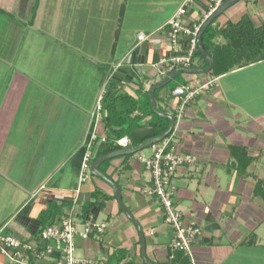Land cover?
<instances>
[{"label":"crops","instance_id":"crops-1","mask_svg":"<svg viewBox=\"0 0 264 264\" xmlns=\"http://www.w3.org/2000/svg\"><path fill=\"white\" fill-rule=\"evenodd\" d=\"M35 1L0 0L6 14L0 13V231L32 242L72 209L79 231L85 221L105 225L102 232L75 238L77 258L144 264L139 230L120 209L115 190L91 174V165L104 150L119 149L113 134L119 124L127 130L152 122L157 135L168 129L169 120L154 114L148 94L166 77L168 21L185 0H88L92 33L74 18L78 0H38L32 17ZM206 11L204 1L195 0L182 22L197 25ZM263 25L264 0H241L209 25L210 71L179 73L154 91L157 111L174 119L180 106L174 88L214 80L175 118L171 138L175 152L196 159L179 167L172 181L175 206L201 228L195 264H264V199L254 193L256 183H264V59L258 48H245L260 39ZM180 44L185 52L184 37ZM247 57L255 60L247 63ZM192 64L207 66L196 52ZM106 94L107 104L117 103L111 126L104 105L95 117ZM139 144L132 141L130 148ZM85 152L90 169L82 172ZM99 172L118 186L142 230L146 259L177 264L181 256L189 264L169 248L172 230L136 153L102 162ZM53 204V216L44 217ZM0 264L12 263L0 254Z\"/></svg>","mask_w":264,"mask_h":264},{"label":"built area","instance_id":"built-area-1","mask_svg":"<svg viewBox=\"0 0 264 264\" xmlns=\"http://www.w3.org/2000/svg\"><path fill=\"white\" fill-rule=\"evenodd\" d=\"M207 8L201 22L197 25L188 26L182 22L188 4L195 0H185L168 21L169 43L171 56L162 63H170L167 71H162L166 76L173 70L194 66L192 57L197 51V36L203 22L215 12V10L226 0H203ZM187 40V50L184 52L180 44V38ZM143 39L142 36L139 37ZM214 80L206 81L199 86H178L172 90V95L178 97L180 106L175 118L179 120L184 112L185 105L200 95L202 91L208 90ZM99 97L96 109V118H100L101 101ZM175 121L171 132L161 141L149 145L150 156L143 151L136 153L137 159L150 172L152 179V194L163 210L164 222L170 226L172 235L169 241L171 252H180L188 258L189 264H195L193 245L201 234L200 226L195 220L188 221L181 211L175 206L172 198V181L179 167L190 166L195 162V157L190 154L175 152L171 146V138L175 130ZM132 140L129 136L122 137L115 141L120 149L130 148ZM90 169V153L85 152L82 159L81 171ZM80 183L85 180L82 175ZM79 193V189L76 190ZM78 218L71 209L66 215L56 219L52 224L44 227L39 232L35 241L25 242L11 234H3L0 231V254L6 257L12 264H37L38 260L44 258L52 259V264H94L91 260L80 259L74 256L75 238L80 236L87 238L95 230L102 232L105 225H96L85 221L82 230L77 225ZM173 258V256H171Z\"/></svg>","mask_w":264,"mask_h":264},{"label":"water","instance_id":"water-1","mask_svg":"<svg viewBox=\"0 0 264 264\" xmlns=\"http://www.w3.org/2000/svg\"><path fill=\"white\" fill-rule=\"evenodd\" d=\"M240 1L241 0H226V1H224L215 10V12H213V14L211 16H209L203 22V24L199 30L198 36H197V51H198L199 55L206 62L207 66L205 69H200L196 66L175 69V70L171 71L164 79L157 82L156 84H154L150 88L148 95H149L151 108H152L154 114L160 118H163L165 120H169V122H170L169 127L166 130V132H164L161 135H157L155 124L152 122L144 124L142 126H139V127L135 128L130 134V138L133 142L140 143L138 146L132 147V148H125V149L116 150V151L111 152L107 155L101 156V157L97 158L91 165V174L95 177L101 178L102 180H104V182H106L108 185H110L115 190V195H116L120 209L129 218V220L136 225L137 229L139 230L140 237H141V249H142L141 255H142V259H143L144 264H151V263L146 259V256H145V243H144V236H143L142 230L140 229L139 225L133 220L132 216L127 212V210L123 206V203L121 200V194H120L118 186L115 185L112 182V180H110L105 175H103L101 172H99V166L102 162H104L108 159H111V158H114L117 156L135 154V153L147 148L149 145L161 141L163 138H165L171 132L173 125H174V119L172 116H169V115H166L162 112L157 111V109L155 108V103H154V91L157 89L165 87L171 80L175 79L179 73L205 74V73H208L210 71L211 59H210L209 54L204 50V46H203V42H202V35H203L204 31L206 30V28L211 23H213L215 21V19H217L227 9L231 8L232 6H234L235 4H237ZM119 106H120V104H118V107ZM145 139H147V140L144 141Z\"/></svg>","mask_w":264,"mask_h":264},{"label":"trees","instance_id":"trees-1","mask_svg":"<svg viewBox=\"0 0 264 264\" xmlns=\"http://www.w3.org/2000/svg\"><path fill=\"white\" fill-rule=\"evenodd\" d=\"M37 2H38V0L35 1V5H34V7L32 9V17H34V13H35V10H36V7H37ZM0 13H2L3 15H6L1 10H0ZM208 31H209V26L206 28V30L204 31V33L202 35V40H203V44H204L205 51L208 50L207 49L208 48V44H207L208 38L206 37V35L208 34ZM260 34H261V37H260L259 40L255 41L254 43H248L245 46V48L248 47V46H254V47L258 48V51H262V55L260 56V58L261 59H264V25H263L262 30L260 31ZM196 53L198 54V51H196ZM253 60H255V58L254 59H250L249 57H247L246 62L248 63V61H253ZM108 98H109V96L106 94V96L104 97V99H102L101 105L102 106L104 105L105 106V110L107 111V117H106L105 121L107 122V125L109 126L110 125V114H113V113L116 114L118 112V110L116 108V104H117L116 103V99H114L113 100V103L109 105V104H107ZM121 100L123 101L124 98L121 99ZM117 128H118L117 130H114L113 131V134H115V138L116 139H120L124 135L130 136L131 132L136 127H132V128L127 129V130H123L121 128V125L119 124V126ZM115 150H116V148L106 149V150L103 151V153H101L100 155H98V157L103 156V155H106V154L111 153V152H114ZM254 193L256 195H260L264 199V183L263 182H260L259 181V182L256 183V185L254 187ZM53 212H54V204L49 206L48 210L46 212H44L45 214L43 216L50 218V217L53 216ZM41 218H42V216H41ZM40 231L41 230H39L38 232H36L34 234V236L37 237ZM176 263L177 264H187V261H186V259L184 257L179 256V257L176 258Z\"/></svg>","mask_w":264,"mask_h":264},{"label":"rangeland","instance_id":"rangeland-1","mask_svg":"<svg viewBox=\"0 0 264 264\" xmlns=\"http://www.w3.org/2000/svg\"><path fill=\"white\" fill-rule=\"evenodd\" d=\"M52 2L54 3V1H52ZM79 2H80V4H78ZM55 3L57 4V2H55ZM88 3H89L88 0H78V2L75 5H76V7L79 8V11L76 12V14H74V18L75 17L77 18L78 26L81 28L85 27L88 24V28H86V32L92 33L93 32V21H92L93 13L88 14V18H86L87 10H85V7L89 6ZM20 14H21V17L25 18L28 16V11H26L25 9H22ZM83 30L81 29V33H83ZM74 256H76L75 253H74Z\"/></svg>","mask_w":264,"mask_h":264}]
</instances>
